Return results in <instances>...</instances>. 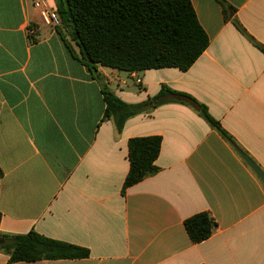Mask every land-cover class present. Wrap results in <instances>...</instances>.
I'll list each match as a JSON object with an SVG mask.
<instances>
[{
    "label": "crops",
    "instance_id": "obj_1",
    "mask_svg": "<svg viewBox=\"0 0 264 264\" xmlns=\"http://www.w3.org/2000/svg\"><path fill=\"white\" fill-rule=\"evenodd\" d=\"M36 1L0 0V237L36 232L90 255L11 263L0 250V264H264V184L237 148L174 102L118 131L102 93L189 94L264 172V53L233 22L264 46V0H223L228 20L220 0H191L210 45L186 72L96 74ZM148 136L163 138L160 171L123 194L128 142ZM203 212L217 229L194 244L184 222Z\"/></svg>",
    "mask_w": 264,
    "mask_h": 264
},
{
    "label": "trees",
    "instance_id": "obj_2",
    "mask_svg": "<svg viewBox=\"0 0 264 264\" xmlns=\"http://www.w3.org/2000/svg\"><path fill=\"white\" fill-rule=\"evenodd\" d=\"M226 20L234 9L220 0ZM60 25L79 48L82 62L97 72L98 66L120 72H144L166 68L188 71L204 54L210 40L201 26L191 0H56ZM235 26L264 53V46L248 36L237 21ZM102 93L106 104L105 117L112 119L118 131L126 122L168 103L192 108L233 147V137L212 117L206 105L189 94L162 86L148 100L129 104L107 86ZM161 136L135 137L128 142L130 169L122 193L159 173ZM2 171L0 169V178ZM1 219V214H0ZM194 244L212 237L216 221L209 213H199L184 222ZM0 250L10 254V262L83 259L90 251L69 243L44 237L36 232L0 237Z\"/></svg>",
    "mask_w": 264,
    "mask_h": 264
},
{
    "label": "built area",
    "instance_id": "obj_3",
    "mask_svg": "<svg viewBox=\"0 0 264 264\" xmlns=\"http://www.w3.org/2000/svg\"><path fill=\"white\" fill-rule=\"evenodd\" d=\"M35 7L40 10V15L43 21L50 26L57 27L60 25V19L57 11H52L49 9L47 3L43 0H37L35 2ZM31 34V31H29Z\"/></svg>",
    "mask_w": 264,
    "mask_h": 264
},
{
    "label": "water",
    "instance_id": "obj_4",
    "mask_svg": "<svg viewBox=\"0 0 264 264\" xmlns=\"http://www.w3.org/2000/svg\"><path fill=\"white\" fill-rule=\"evenodd\" d=\"M238 152L264 184V172L262 169L242 150L239 149Z\"/></svg>",
    "mask_w": 264,
    "mask_h": 264
}]
</instances>
